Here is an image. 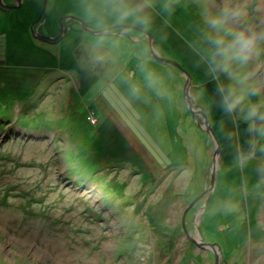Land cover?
<instances>
[{"label": "rangeland", "instance_id": "1", "mask_svg": "<svg viewBox=\"0 0 264 264\" xmlns=\"http://www.w3.org/2000/svg\"><path fill=\"white\" fill-rule=\"evenodd\" d=\"M44 2L0 0V264H264V122L245 119L251 91L264 111V40L214 71L208 24L241 6L234 26L262 32L264 0H49L43 20ZM171 62L221 145L211 195L216 144Z\"/></svg>", "mask_w": 264, "mask_h": 264}, {"label": "clouds", "instance_id": "2", "mask_svg": "<svg viewBox=\"0 0 264 264\" xmlns=\"http://www.w3.org/2000/svg\"><path fill=\"white\" fill-rule=\"evenodd\" d=\"M244 15L241 6L235 8L224 7L214 16L208 19V24L215 32V37L211 40L214 45L212 60L215 65L214 71L219 70L232 75V68L247 65L252 56L256 53L258 44L264 40V31L256 32L250 29H240L234 25ZM239 85L243 86L250 79V74L233 76ZM221 92H224L221 89ZM245 101L243 92H237L236 88L229 85L227 92L223 96L224 111L232 113ZM246 120L253 123L249 126V131H259L255 121H264V113L260 112L259 105H251L247 111Z\"/></svg>", "mask_w": 264, "mask_h": 264}, {"label": "water", "instance_id": "3", "mask_svg": "<svg viewBox=\"0 0 264 264\" xmlns=\"http://www.w3.org/2000/svg\"><path fill=\"white\" fill-rule=\"evenodd\" d=\"M48 2L49 0H45L44 2V10L42 11L43 14L46 13V10H47V6H48ZM129 28V26H128ZM133 28V27H132ZM115 28H113L114 30ZM87 32H90V31H87ZM92 33H96V32H92ZM150 39L154 40V38L152 36H149ZM40 39L41 38H44L43 36L42 37H39ZM38 38V39H39ZM46 39V38H45ZM42 41H45V40H42ZM155 55V54H154ZM156 57H158L157 55H155ZM158 59L161 61V62H168L170 63L168 60L166 59H162L161 57H158ZM171 64L175 65L177 68H179L180 70L183 71V73L185 74V78H187V82L185 84V89H184V95H185V101L191 111V113L195 116L196 118V121H198V116H197V113L201 116L202 120H203V123L200 124L198 122V125L200 126V128L205 132H207V134L210 136V138L214 141V143L216 144V150H215V153H214V157H213V170L212 171V176H211V179H210V188L206 191L207 194H212L213 191L215 190L216 186H217V180H216V177H217V164H218V160L220 159L221 157V153H222V149H221V145H220V142L217 138V136L215 135V132L213 130V127L210 125L209 123V118H208V115L206 114V112L203 110L202 107H200L199 105H197L195 103V100L192 99V96L191 94L189 93L191 91V89L193 88V84H194V81H193V78L192 76L190 75L189 72L185 71L182 66L179 64V63H175V62H171ZM219 169V168H218ZM206 246H209V247H212V248H215L216 246L215 245H209V244H206ZM216 252V251H215ZM217 254V264H219L220 262V257H219V254L218 252H216Z\"/></svg>", "mask_w": 264, "mask_h": 264}, {"label": "trees", "instance_id": "4", "mask_svg": "<svg viewBox=\"0 0 264 264\" xmlns=\"http://www.w3.org/2000/svg\"><path fill=\"white\" fill-rule=\"evenodd\" d=\"M142 11V10H141ZM211 84V83H210ZM212 85H215L214 84V82H213V84ZM151 94V91L147 94V95H150ZM250 97H251V99H252V102H253V104L254 105H259V101H258V99L256 98V92L255 91H251L250 92ZM152 97V96H151ZM141 99V98H140ZM218 103H220L221 104V102H217V104ZM222 105V104H221ZM260 106V105H259ZM260 112H262V113H264V111H263V108L262 107H260ZM195 117V116H194ZM264 121H259V120H256L255 121V125H256V128L257 129H260L261 128V123H263ZM29 124H31V122H29V121H25V123L23 122V125L22 126H24V127H29ZM241 125V124H240ZM34 127V126H33ZM258 132L259 131H255L254 133L257 135L258 134ZM254 134V135H255ZM121 138V137H120ZM102 140H101V142H102V145H103V150L104 149H106V147H105V144H104V140L106 139V136H104L103 138H101ZM120 140V139H119ZM121 142L122 143H124L123 142V140L121 139ZM240 145H241V150H242V154L244 155L245 153L246 154H248V156H251L253 153H255L256 151H257V149H255V147H252V144H250V142H241L240 143ZM242 146H243V148H242ZM102 150V149H101ZM245 151V152H244ZM116 200V199H115Z\"/></svg>", "mask_w": 264, "mask_h": 264}, {"label": "bare ground", "instance_id": "5", "mask_svg": "<svg viewBox=\"0 0 264 264\" xmlns=\"http://www.w3.org/2000/svg\"><path fill=\"white\" fill-rule=\"evenodd\" d=\"M200 27H202V29H203V26H200ZM132 30V29H131ZM17 31V29L16 30H14L13 32H16ZM130 31V30H129ZM199 33H202V35H201V37L203 38V37H206L207 35H209L204 29H203V31L202 32H199ZM212 35V34H211ZM156 42H158L157 40H155ZM140 50H136V53H138ZM158 51H160L159 49H158ZM143 52V51H142ZM138 53V55H135V56H133L132 57V62H134V64H136L137 62H136V59H139V57L141 58V60H142V58L144 57V54L143 53ZM136 56H139V57H136ZM211 59H207L206 61L207 62H209ZM189 61V60H188ZM181 65V64H180ZM212 65H213V63H212ZM136 66V65H135ZM182 66V65H181ZM128 68L130 69V68H132L131 66H130V64L128 63ZM182 68L185 70V68L182 66ZM181 70L179 69V68H177L176 70H175V72H180ZM186 71V70H185ZM188 72V71H187ZM125 86V88L126 89H129V86L128 85H124ZM123 90V89H122ZM124 91V90H123ZM124 92H127V91H124ZM201 117V116H200ZM203 131V130H202ZM204 132V131H203ZM229 178H235V179H237V175H234V176H231V175H227ZM256 186H258L259 187V183L258 184H255ZM232 188V187H231ZM250 188L251 189H254V186H252V184H250Z\"/></svg>", "mask_w": 264, "mask_h": 264}, {"label": "flooded vegetation", "instance_id": "6", "mask_svg": "<svg viewBox=\"0 0 264 264\" xmlns=\"http://www.w3.org/2000/svg\"><path fill=\"white\" fill-rule=\"evenodd\" d=\"M40 14H38L39 16H40V19H43L44 20V18H45V16H43L44 14L42 13V11L40 10ZM47 12H48V9H47ZM48 16V15H47ZM69 19L72 21V20H74L75 18H69V17H66V16H64V17H62L61 18V20H60V27H59V32H61V31H64V30H70V31H72L73 30V26H70V25H72L71 24V21H69ZM45 20H46V18H45ZM76 20H79V19H76ZM81 20V19H80ZM69 21V22H68ZM44 22V21H43ZM46 23H47V21H45ZM43 24V23H42ZM66 26V27H65ZM36 27H38V24L36 25ZM40 29L41 28H39V31H40ZM35 30H33V29H31V33H33ZM69 31V32H70ZM79 31H82V30H80L79 29ZM68 32V33H69ZM63 33V32H62ZM67 33V34H68ZM66 34V33H65ZM113 34H114V32H113ZM47 37H48V35H46ZM44 37V36H43ZM38 38V37H37ZM45 38V37H44ZM39 40V39H38Z\"/></svg>", "mask_w": 264, "mask_h": 264}]
</instances>
